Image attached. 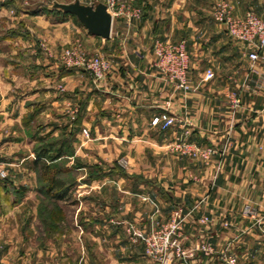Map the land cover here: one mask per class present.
Listing matches in <instances>:
<instances>
[{"label": "crops", "instance_id": "crops-1", "mask_svg": "<svg viewBox=\"0 0 264 264\" xmlns=\"http://www.w3.org/2000/svg\"><path fill=\"white\" fill-rule=\"evenodd\" d=\"M139 1L146 5L142 15L130 21L113 17L110 38L94 36L88 31L74 34L82 36L91 48L102 49L110 68L98 82L90 80L83 70L71 72L64 78L69 79L71 92L67 96L66 93L55 96L50 106L56 113L63 111V106L68 104L64 97L68 96L70 104L79 103L80 110L74 119L92 132V140L87 143L97 142L98 148L102 146L110 151L105 155H108L106 161L127 157L131 172L147 165L142 159L146 150H156L183 133L203 147L211 146L215 154L200 162L196 181L192 180L193 167L183 166L186 175L183 174L181 201L175 197L179 194L178 186L173 184L181 183L182 176H170L167 186L172 207L168 210L179 204L190 211L184 228V247L191 252L190 264L205 261L197 249L199 241L210 240L216 252L231 246L253 254L258 246L251 234L255 225L241 216L246 203L264 214V50L262 58L253 65L248 57V45L229 36L224 24L214 18L213 9L219 0H136L135 3ZM227 1L236 16L248 10L264 15V0ZM76 31L82 30L76 27ZM157 38L186 41L189 76L195 90L176 89L158 74L154 53ZM12 69V63L0 66V143L4 147L0 150H5L8 142H14L9 138L17 132L14 124L23 127V123H28L25 119L30 109L28 101L40 95V91L17 95L9 81ZM60 76L62 79L61 73ZM39 90L47 97L46 85ZM232 93L240 99L235 109L230 104ZM43 111H34V119ZM164 111L176 118L175 124L165 131L152 123L153 117ZM42 133L39 130L37 137ZM113 144L117 145L116 149L112 148ZM20 145L25 146V141ZM26 147L30 149V144ZM111 150L117 153L112 154ZM0 160L9 162L5 158ZM169 163L175 168L180 162L173 159ZM113 179L107 176L101 182L103 186L117 184L114 195L104 196L103 217L94 219L93 223L71 224L67 234L55 228L58 233L47 236L50 241L37 248L30 237L32 233L26 238L19 235L22 240L15 239L13 229L0 224V264H155L144 255L143 242L134 234L144 225L139 220L145 221L144 226L149 230L154 227L152 217L149 218L152 211L143 212L142 204L136 203L135 195L147 192H131L121 185L123 177ZM135 180L136 185L141 183ZM203 215L210 216L209 223H199ZM128 218L135 221L128 222ZM226 219L229 226L224 225ZM28 227L30 232L34 231V226ZM44 227L42 231L46 232ZM56 227L63 228L60 222ZM84 244H91L93 252L81 250ZM32 248L37 250L36 254Z\"/></svg>", "mask_w": 264, "mask_h": 264}, {"label": "rangeland", "instance_id": "rangeland-1", "mask_svg": "<svg viewBox=\"0 0 264 264\" xmlns=\"http://www.w3.org/2000/svg\"><path fill=\"white\" fill-rule=\"evenodd\" d=\"M73 1L75 0H0V66L6 63L14 65V69L9 73V81L15 86L17 95L24 91H40V95L28 101L30 109L25 113L28 123H23V127L20 124H14L13 127H17V132L9 135V138L13 139L11 141L14 142L7 141L6 149L0 150V159H9V162L0 160V224H8L9 228L13 229L15 239L22 240L19 235H26V238L32 233L30 237L36 245L35 248L48 243L50 238L47 236L58 233L55 228L59 230V233L67 234L71 224L93 223L94 219L103 217L101 211L105 206L104 196L110 194L112 196L117 190L114 187L115 185L117 187L115 183L103 186L101 182L107 176H111L115 180L118 176L123 177L124 181L121 185L126 187V190L147 192V194H136L135 198L138 200L137 206L142 204L143 212L144 210L145 212L152 211L149 212L151 213L149 218L153 219L154 227L152 229H154L165 222L171 212L168 210L169 206L172 207V202L169 200L171 191L168 192L169 186H167V182L171 181L170 176H182L181 183L174 182L173 184L178 186L179 194H176L175 197L181 201L183 174H185L183 166L186 164L190 168L193 167L191 175L194 182L199 173L200 162L206 161L199 155H190L185 152L183 143L198 144V142L189 139L183 133L176 136L174 140L166 142L165 145L159 146L156 150L153 148L146 150L142 159L147 165L141 167L138 172H131V165L127 157L106 161L108 155H105L106 153L110 154V151L105 150L102 146L98 148L97 142L87 143L88 140H92V132L89 128L78 125L74 119L80 110L79 103L70 104L72 101L68 96V98L64 97L65 100H68V104L63 106V111L56 113L53 106H50L52 105L50 100L53 101L55 96L65 93L67 96L68 92H71L70 81L64 78L75 70H83L67 63L71 56L100 55L107 59L102 49H93L83 41L82 36L74 35L87 34V29L76 16L65 14L61 9L54 7L55 2L70 3ZM79 1L84 4H96L107 0ZM135 1L117 0L113 10L117 13L114 17L127 19L123 13L134 9H139L141 16L144 11L143 7L146 5L140 1L137 4ZM76 27H79L83 33L82 31L77 32ZM60 73L63 76L62 79ZM86 74L94 82L103 80V78L95 79L88 73ZM43 85L47 86L45 92L47 97L43 90H39ZM193 90H195L194 87ZM43 96L46 99H43ZM235 97L239 98V95L232 93L230 102L232 107ZM74 108L78 111H75ZM44 109L46 111H43ZM99 110L101 111V109ZM34 111L43 112L38 115L40 117L37 116L34 119L32 115ZM156 126L163 129L160 124ZM39 130L43 133L37 137ZM163 130L165 131V129ZM162 134L159 133L160 136ZM19 137H22L21 140ZM22 140L25 141V146L20 145ZM28 143L30 149L26 147L29 146ZM2 146L1 142L0 148H4ZM116 147L117 145H114L112 148L116 149ZM42 149L47 150V155L41 158L37 151ZM60 151L63 152V155L57 157ZM111 153L117 152L111 150ZM173 159L180 162L175 168L169 163ZM43 164L50 168L46 169ZM53 177L64 180L66 187L69 188L68 193L61 199H54L48 191ZM135 178L141 183L136 185ZM93 180L95 187L92 185ZM135 186H137L136 189ZM132 198L130 199L132 200ZM253 207L258 213L255 219L247 217L243 212L241 217L253 221L255 227L251 234L258 246L255 247L253 254L245 253V250L244 252H241L240 249L238 251L236 248L234 250L230 246L229 248L238 255V264H264V233L262 231L264 214L255 206ZM56 214L57 219L55 220ZM54 220L59 221L63 228L60 230V227L53 229L47 227L46 232H43L44 222L53 223ZM132 220L128 218V222L135 221ZM226 221L228 220H224V223ZM139 222L144 225L146 223L143 220H139ZM144 225L139 230L149 232L150 230ZM28 226L31 228L34 226V231L30 232ZM4 233L3 230L2 234ZM237 237L239 240L240 236ZM51 241L52 246L54 241ZM141 241L144 246V241ZM208 241L210 242V240ZM83 246L84 248L81 247V250L86 253L93 252L91 244ZM95 250L98 251V249ZM33 252L36 254L37 250L33 249ZM98 253L94 252L95 255ZM35 257L38 259L37 255ZM154 263L157 264L155 261Z\"/></svg>", "mask_w": 264, "mask_h": 264}, {"label": "built area", "instance_id": "built-area-1", "mask_svg": "<svg viewBox=\"0 0 264 264\" xmlns=\"http://www.w3.org/2000/svg\"><path fill=\"white\" fill-rule=\"evenodd\" d=\"M103 3L114 17L117 13L113 11L117 0H107ZM123 14L130 21L133 17H139L141 12L139 9H134ZM213 15L218 22L224 24L229 36L248 45V57L255 65L262 58L261 53L264 50V15L260 16L255 11L248 10L242 16H236L227 0H219L215 4ZM154 53L158 74L166 82L181 91H193L189 76L190 54L185 40L170 41L157 38L154 42ZM67 63L83 69L95 79L104 78L110 68V61L100 55L71 56ZM239 102V98L235 97L232 104L234 109ZM175 121L176 118L166 111L152 119L154 125L160 124L165 130L173 126ZM182 145L188 154L199 155L206 160L214 153L211 146L203 147L193 142ZM242 212L252 219H255L258 214L250 203L243 206ZM189 215L190 211H186L182 205L177 204L171 210L169 218L154 229L149 232L134 231V234L144 241L145 255L157 264H190L188 258L191 252L184 247V228ZM210 220L208 215H203L199 218V223L207 224ZM224 225L229 226L230 223L226 221ZM262 231L264 233V226ZM197 249L203 253L205 259L203 264H238L239 262L238 255L229 247L216 252L211 242L199 241ZM208 259L210 260L207 261Z\"/></svg>", "mask_w": 264, "mask_h": 264}, {"label": "water", "instance_id": "water-1", "mask_svg": "<svg viewBox=\"0 0 264 264\" xmlns=\"http://www.w3.org/2000/svg\"><path fill=\"white\" fill-rule=\"evenodd\" d=\"M54 7L76 16L90 34L105 39L111 37L113 15L103 2L96 4H84L79 0L70 3L55 2Z\"/></svg>", "mask_w": 264, "mask_h": 264}, {"label": "trees", "instance_id": "trees-1", "mask_svg": "<svg viewBox=\"0 0 264 264\" xmlns=\"http://www.w3.org/2000/svg\"><path fill=\"white\" fill-rule=\"evenodd\" d=\"M63 12H64V11H63ZM64 13H65V12H64ZM65 14H68V13H65ZM37 152H39L38 154L41 155V156H40L41 158L47 155V154H46V153H47V150H46V149H42L41 151H37ZM43 153H44V155H43ZM62 155H63V152L60 151V152H58L57 157H60V156H62ZM37 162L39 163L40 161L38 160ZM43 166H44L46 169H49V168H50V167H49L48 165H46V164H43ZM51 181H52V182H51V185H50L49 188H48L49 193L52 194V197H53L54 199H55V198H56V199H61V198H63V197L68 193V190H69V188L66 187L65 181L62 180V179H58V178H56V177H53ZM54 191H55V192H54ZM50 213H52V212H50ZM55 213H56V212H55ZM54 219H55V220L57 219V214L55 215ZM55 220H54L53 223H51V222H49V223L44 222V225H45L46 227H48V228L53 229L54 227H56V224L59 223V221L57 222V221H55Z\"/></svg>", "mask_w": 264, "mask_h": 264}]
</instances>
